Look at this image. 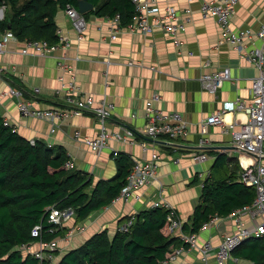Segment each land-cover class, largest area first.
Wrapping results in <instances>:
<instances>
[{"label": "crops", "instance_id": "obj_1", "mask_svg": "<svg viewBox=\"0 0 264 264\" xmlns=\"http://www.w3.org/2000/svg\"><path fill=\"white\" fill-rule=\"evenodd\" d=\"M166 6L175 7L181 13L187 25L184 34L174 37L162 30L145 34L95 14L87 16V27L80 34L66 10L59 8L55 19L58 32L71 42L67 50L60 49L53 56L23 54L24 42L11 41L2 54L3 65H15L16 71L0 76V113L25 138L63 146L72 168L85 171L95 181L109 179L117 173L114 152H125L140 162H150L154 151L160 155L157 178L140 191L139 200L113 201L82 221L74 216L62 223V231L54 239L57 262L66 252L83 245L97 233L107 231L113 237L131 215L152 207L170 206L183 225L191 226L205 180L224 177L226 174L220 169L224 164L229 171L236 170L239 165L240 176L242 166L251 160L233 146L230 127L209 126L210 144L202 147L199 140L203 122L217 111H225L224 119L227 125L234 123V129H239L247 120L244 112H235V101L239 98L250 101L252 80L259 74L258 68L227 39L215 17L202 14L200 0H154L149 13L154 14L155 8L162 10ZM187 8L191 10L189 13H186ZM6 9L7 6H0L1 19ZM231 23L235 29H258L264 24V0H239ZM113 34L116 39H112ZM245 46L250 47L251 41ZM63 54L75 66L77 82L83 92L97 98L106 96L115 103V110L107 122L109 129L130 127L139 134V139L146 140L148 148L144 149L140 143L111 139L101 152H94L74 136L77 131L83 136L98 135L99 123L92 113L55 121L20 115L17 98L3 95L10 86L22 88L26 98L36 107L64 105L57 68V57ZM226 67L231 70L230 79L211 93L204 87L201 76ZM35 87L40 88L39 93L34 92ZM155 93L161 99L153 101V107L180 112L188 121L185 138L171 141L142 135L148 123L146 101L153 99ZM203 153L207 159H195ZM219 155L224 159L220 167L216 166ZM262 220V215H258L249 226ZM206 223L198 232H191L190 228L183 230V226L182 231L197 233V243L201 246L207 241L217 245L234 230L228 216L205 227ZM171 233L177 236L180 231ZM180 246H184L182 241ZM39 247L40 240L31 243L28 250L36 252ZM233 256L237 262L250 264L234 253ZM201 257L200 249L187 246L177 257L161 264H202ZM208 264H217L215 255H209Z\"/></svg>", "mask_w": 264, "mask_h": 264}, {"label": "trees", "instance_id": "obj_2", "mask_svg": "<svg viewBox=\"0 0 264 264\" xmlns=\"http://www.w3.org/2000/svg\"><path fill=\"white\" fill-rule=\"evenodd\" d=\"M89 2L94 8L84 14L85 18L90 14L106 18L119 15L120 25L127 26L136 13L133 0ZM68 4L78 9L79 0H0V6H7L0 18V33L10 30L20 41L56 43V14ZM114 157L117 173L95 181L85 171L66 167L70 158L63 146H50L43 140L32 143L14 126L5 124L0 113V264H49L21 247L38 240L54 241L61 233V226L50 221L53 209H74L76 220L82 221L109 205L134 164L125 152ZM217 157L216 166L220 167L224 159ZM238 169L239 165L222 178L205 180L192 225L185 223L183 230L198 232L213 216L227 217L253 202L256 191L239 180ZM169 211L166 206L142 210L135 214L128 232L118 230L113 237L107 231L97 233L66 252L56 264H161L172 246L181 245L169 229ZM37 225L42 227L41 235L33 237ZM233 253L250 264H264V237L246 239Z\"/></svg>", "mask_w": 264, "mask_h": 264}, {"label": "built area", "instance_id": "obj_3", "mask_svg": "<svg viewBox=\"0 0 264 264\" xmlns=\"http://www.w3.org/2000/svg\"><path fill=\"white\" fill-rule=\"evenodd\" d=\"M133 1L136 7V13L133 20L127 25L132 31L150 34L156 30H162L166 34L174 37H178L186 32V21L181 17V13L175 7L166 6L162 10L155 8L154 14H150L149 11L154 0ZM188 1L193 2L195 0ZM200 1L202 14L204 16H213L217 19L227 39L236 45L240 53H243L245 58L258 68L259 74L252 80V95L250 101L240 98L235 101V112H244L247 120L241 123L239 129H234V123L227 125L224 119L225 111H217L203 122L199 145L204 147L210 144L207 138L209 126L230 127L232 129L233 146L240 154L247 155L251 159L250 162L242 166L239 180L248 186L254 187L256 195L251 204L245 205L230 213L228 217L233 221L234 230L232 233L226 234L223 240L217 245H214L211 241H207L201 246L198 245L197 233L185 234L182 231L183 224L177 216L175 209L170 206L167 207L170 210L167 216L169 229L171 232L180 231L177 236L181 239L184 246H172L164 262L177 257L188 246L200 249L202 253V264H208L210 254L215 255L217 264H232L237 262V259L233 256V251L243 241L251 237H264V24L258 29H235L231 21L239 0ZM65 10L72 21L73 27L78 33L82 34L87 27V21L84 15L70 4L67 5ZM190 11V8L186 9V13ZM112 19L120 25L119 15H116ZM58 34L59 40L56 43H50L44 39L23 41L25 46L21 50V53H32L37 56H53L60 49L67 50L71 45L70 40L61 35L60 32ZM116 37L115 34L112 35V39H116ZM256 40L259 41L258 44H256ZM11 41L20 40L10 30L0 33V76L9 71H16L15 65L6 67L1 61L2 54ZM250 41L251 46L246 47L245 44ZM57 68L59 70L58 80L61 90L64 93L63 106H52L48 108L36 107L31 100L26 98L25 91L19 87L10 86L3 95L17 98L18 110L22 117H38L55 121L84 113L94 114L99 123L98 135L96 137L83 136L80 131H77L74 135L76 138L82 139L94 152H101L111 139L123 143H140L144 149L148 148L146 140L139 139V134L130 127H122L117 130L109 129L107 122L115 110V103L106 96L97 98L94 94L83 92L77 82L75 66L71 62H68V57L65 54L57 57ZM230 77L231 70L229 67H226L219 71L203 74L201 80L207 90L215 93L224 81L229 80ZM34 92L39 93L40 88L35 87ZM160 99L161 96L155 93L153 99L146 101L145 116L148 119V123L142 131V135L146 138H165L171 141L185 138L189 130L188 121L180 112H166L153 107V101ZM5 124L10 125L9 120L5 119ZM31 142L34 143L35 140H31ZM114 154L117 155V152H114ZM207 157L203 153L196 155L195 159L202 161L207 159ZM159 160V153L154 151L150 162L134 161L127 175L125 185L113 201L121 200L123 202H130L133 199L139 200L141 198L140 191L157 178ZM66 167L71 168L72 163L68 161ZM258 215H262L263 220L255 222L256 225L250 227L249 223L251 221L254 222ZM74 216V209H53L50 214V221L61 226L64 221ZM220 218L223 217L215 215L204 226H209ZM135 220L136 216L131 215L120 226L119 230L128 232ZM41 230V225L35 226L32 231V236L39 237ZM29 246L30 244L24 245L21 248L33 254L37 253L41 261H49V264L57 263L55 255L57 247L54 241L43 242L40 240V247L36 252L29 251Z\"/></svg>", "mask_w": 264, "mask_h": 264}, {"label": "water", "instance_id": "obj_4", "mask_svg": "<svg viewBox=\"0 0 264 264\" xmlns=\"http://www.w3.org/2000/svg\"><path fill=\"white\" fill-rule=\"evenodd\" d=\"M94 5L89 2V0H79V6H78V10L81 14H85L87 12H90L91 10H93ZM132 237L130 236L128 238V240H131Z\"/></svg>", "mask_w": 264, "mask_h": 264}, {"label": "rangeland", "instance_id": "obj_5", "mask_svg": "<svg viewBox=\"0 0 264 264\" xmlns=\"http://www.w3.org/2000/svg\"><path fill=\"white\" fill-rule=\"evenodd\" d=\"M220 169H221V171H223V174H226L224 172H228L229 171V168H228L227 164H224L222 167H220ZM218 178H220V177L218 176ZM56 260H57V257H56Z\"/></svg>", "mask_w": 264, "mask_h": 264}]
</instances>
